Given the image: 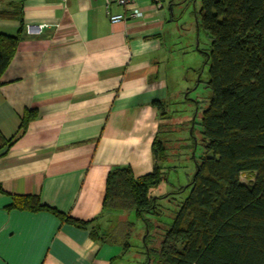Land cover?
I'll use <instances>...</instances> for the list:
<instances>
[{
  "label": "crops",
  "instance_id": "obj_1",
  "mask_svg": "<svg viewBox=\"0 0 264 264\" xmlns=\"http://www.w3.org/2000/svg\"><path fill=\"white\" fill-rule=\"evenodd\" d=\"M171 2L0 0V11L21 5L25 27L44 25L25 32L0 78L3 140L17 133L25 111L36 113L24 135L0 149V264H110L120 256L119 245L90 237L91 228L106 227V176L114 167L129 166L135 177L152 171L153 140L190 86L179 63L187 53L170 41ZM133 9L141 16L109 23L106 11ZM18 26L0 20V34L13 36ZM13 196H37L92 223L83 229L47 211H9Z\"/></svg>",
  "mask_w": 264,
  "mask_h": 264
},
{
  "label": "trees",
  "instance_id": "obj_2",
  "mask_svg": "<svg viewBox=\"0 0 264 264\" xmlns=\"http://www.w3.org/2000/svg\"><path fill=\"white\" fill-rule=\"evenodd\" d=\"M0 20L19 23L15 35L0 34L1 78L25 35L21 5L1 10ZM195 20L198 35L202 32L208 43L205 50L196 47L207 67L206 80L191 68L190 86L182 96L188 98L200 84L206 94L193 101L183 98L195 110L189 121L199 150L197 159L193 157L194 174L187 194L176 201L170 221L163 225L161 198L153 200L149 194L164 180L166 153L158 137L151 145L155 164L150 173L135 177L129 166L108 172L101 213L133 212L143 225L137 246L129 243L130 223L118 221L109 233L91 228L94 241L121 247L110 264H119L134 247L132 254L141 259L137 264H264V0H200ZM35 118L34 111H25L17 133L9 140L0 137V149L22 137ZM242 174H253L252 183L243 184ZM11 200L9 211H47L83 229L92 223L69 218L37 196Z\"/></svg>",
  "mask_w": 264,
  "mask_h": 264
},
{
  "label": "rangeland",
  "instance_id": "obj_3",
  "mask_svg": "<svg viewBox=\"0 0 264 264\" xmlns=\"http://www.w3.org/2000/svg\"><path fill=\"white\" fill-rule=\"evenodd\" d=\"M172 9V25H171V45L178 49H185L187 54H183L184 59L179 60L183 62V72L187 73L186 78H192V71H199L201 80L205 81L207 74V67L203 65V55L199 53L200 50H205L208 40L202 32L196 31L195 13L199 8L200 0H171ZM199 36V37H198ZM199 47L200 50L196 49ZM188 68H192L191 70ZM202 71V73H201ZM181 80V77L177 79ZM194 89V88H193ZM198 95L202 99L206 98L205 91L200 84L193 93H190L187 99L193 101L194 96ZM184 97H175L173 104L170 105L167 112L166 124L161 127L158 138L163 142L166 153V160L162 164V172L164 180L156 188L151 189L150 195L152 199L161 198L158 202L160 209V219L163 225L168 224L176 207V201L181 200L187 194V186L194 174L195 162L199 155L198 148H195V138L189 136L190 119L195 117V110L192 105H188ZM201 100V99H200ZM199 100V101H200ZM201 108L205 105L201 104ZM194 119V118H193ZM197 122V119H196ZM193 128V127H192ZM195 136L200 139L197 126L195 127ZM193 145V146H192ZM192 146V147H191ZM194 150V151H193ZM253 174H242L240 181L243 184L249 185L252 183ZM103 224L106 226L101 233H109L118 221L132 224V230L129 236V243L133 246L139 244L142 230V223L135 219L134 213L129 212L121 215H104ZM143 239V237H142ZM120 247V246H118ZM121 248V247H120ZM122 251V249H121ZM137 249H131L120 260L119 264H137L140 262V257L132 254L136 253ZM137 256V257H136Z\"/></svg>",
  "mask_w": 264,
  "mask_h": 264
},
{
  "label": "built area",
  "instance_id": "obj_4",
  "mask_svg": "<svg viewBox=\"0 0 264 264\" xmlns=\"http://www.w3.org/2000/svg\"><path fill=\"white\" fill-rule=\"evenodd\" d=\"M58 1L63 7H65L68 3V0H58ZM132 2L133 0H109V4L111 3L121 8L129 7L132 4ZM106 15L111 25L122 23L125 21L126 18H138L141 16L140 13L135 9L130 10L127 16H125L124 14H114L113 15L109 11H106ZM43 27L44 25H39L37 27L26 26L25 32L27 33L31 32L33 34H36V33H39V31Z\"/></svg>",
  "mask_w": 264,
  "mask_h": 264
},
{
  "label": "flooded vegetation",
  "instance_id": "obj_5",
  "mask_svg": "<svg viewBox=\"0 0 264 264\" xmlns=\"http://www.w3.org/2000/svg\"><path fill=\"white\" fill-rule=\"evenodd\" d=\"M184 97H186L185 95H184ZM187 98V97H186ZM189 100H191V99H189ZM194 118V117H193ZM189 136L191 137L192 136V127H191V129H189Z\"/></svg>",
  "mask_w": 264,
  "mask_h": 264
}]
</instances>
